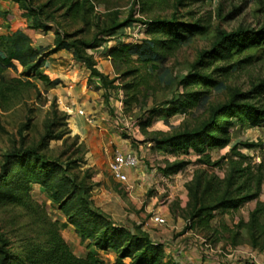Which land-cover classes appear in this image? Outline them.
I'll return each instance as SVG.
<instances>
[{
  "label": "rangeland",
  "instance_id": "374dc122",
  "mask_svg": "<svg viewBox=\"0 0 264 264\" xmlns=\"http://www.w3.org/2000/svg\"><path fill=\"white\" fill-rule=\"evenodd\" d=\"M76 1V15L64 17L66 10L62 8L63 2ZM40 5H48L44 8V14L56 22L47 27L50 32L48 40L44 35L43 44L37 43L39 37L33 43L34 49L41 50L39 57L44 60V65L51 55L48 52L53 47L47 43L51 38L54 39L56 30L70 35L77 33L73 38L90 41L98 31L97 27L101 29L112 22L121 23L130 13L133 14V19L164 20L169 19L176 11L183 21L198 24L199 28H195V32L184 43H180L173 53L170 54L167 50L164 58L152 62H138L141 42L149 38L145 27L128 26L116 30L109 37H103L104 42L98 48L87 50L97 63L98 58L110 59V51L115 46H131L122 61L114 65L109 60L112 70L109 81H117L107 87H103L100 82L98 86L92 81L90 84H76V88L67 94L63 90L66 87L57 88L59 81L43 72V67L28 77L25 74L19 75L10 68L0 67V172L5 155L21 147L36 146L40 142L47 121L56 112L60 127L55 133L62 136L57 140H49L48 152L45 150V153L57 159L69 170V175L77 177L78 182L84 180L85 185L92 188L91 198L99 194L100 188L123 199V187L126 186L161 187L162 193L158 200L169 198L176 202L180 197L182 199L183 189L187 192L186 187L198 175L225 179L231 162H243L253 173L264 175V123L251 126L246 121L239 122L234 118L230 143L225 147L208 149L203 155L190 150L187 155L174 156L169 150L158 148L148 140L155 132L172 133L178 129L198 126L206 118L209 106L226 103L233 93L251 92L253 98L248 101L264 107V93L258 88L264 83V44L252 46L243 52L234 49L226 62L206 59L205 64L196 68L200 53L212 49L220 32L231 33L239 28L258 31L264 27V0H186L182 7L177 6V0H167L151 6L146 0H24L21 3L1 0L0 36L6 35L11 28H20L19 24L25 15L23 7L36 8ZM0 56L5 57L1 48ZM225 67H229L227 73L217 71ZM99 68L103 69L101 66ZM67 69L66 74L70 79V75H75L79 67L76 66V70L72 67ZM135 69H138L135 75L126 79L122 77L124 73ZM193 73L213 75L216 85L198 84L186 89L183 81ZM43 75L45 80L39 78ZM127 83H135L136 88L127 92ZM193 92L200 93L196 105L176 112L182 97L185 99L188 93ZM98 107L103 108L114 123L112 136L108 139L119 137L127 140V147L136 154L139 162L136 169L140 168L148 176L153 175L152 177L141 179L131 174L126 185L113 181L108 163L117 146L106 144L107 150L100 146V150L95 152L96 156H93L88 142L85 139L81 141L73 132V122L69 124L68 118L72 115L82 117L88 125L87 120L99 115ZM78 111H83V115L79 116ZM169 111L173 112L170 114ZM88 134L93 144L101 142L98 135H92L91 132ZM245 144H254L255 147L246 148ZM236 153L245 159H240ZM206 156H209L207 163ZM92 158L94 166L88 167ZM73 162L77 163L78 168L72 165ZM177 162H187V166L169 175L162 173L168 165ZM168 187L176 189L172 191ZM219 187L223 186L220 184ZM251 187H254V182ZM260 187V195L256 201L264 202V182ZM142 193L137 192L139 198ZM28 195L30 202L21 205L4 204L0 201V230L8 241V248L18 254L21 247L45 243L49 239V230L55 229L70 252L75 257L84 258L88 253L87 243H82L77 238L73 228L67 224L58 207L42 188L30 184ZM154 195L156 193L153 188L144 193L147 199ZM186 198L188 199V192ZM256 201L245 204L246 208L241 212H223L209 231L196 228L198 235L212 247L221 244L222 249L226 246L243 249L245 245L252 248L249 232L237 225L248 221L250 210L255 208ZM218 213L221 212H215L214 215ZM183 214L184 210L180 215ZM233 220L239 222L233 224ZM262 243L264 240L259 241V244ZM255 250L260 251L258 248ZM91 251L94 252L93 249ZM101 259L104 264H113L115 260L107 256H102Z\"/></svg>",
  "mask_w": 264,
  "mask_h": 264
},
{
  "label": "trees",
  "instance_id": "16d2710c",
  "mask_svg": "<svg viewBox=\"0 0 264 264\" xmlns=\"http://www.w3.org/2000/svg\"><path fill=\"white\" fill-rule=\"evenodd\" d=\"M1 1V0H0ZM21 3L24 0H10ZM167 0H146L151 6ZM186 0H177V6H184ZM200 2L206 0H190ZM23 7L25 15L19 24L20 28H11L6 35L0 36V48L5 57L0 56V67L10 68L19 75L27 77L44 67V60L40 59V51L34 49L33 43L38 38V30H47L49 24H56L54 19L44 14V8ZM77 1L74 3L63 2L64 17H72L77 12ZM1 15V13H0ZM128 26L145 27L148 39L141 42V56L138 62H152L164 58L167 50L173 53L180 43H184L195 32L197 25H192L182 20L176 11L169 19H133V14L121 23L112 22L104 28L97 27L96 33L90 41L73 38L75 34L55 32L52 49L48 54L61 50L72 52V59L84 66L90 73V78H97L103 87L114 84L117 79L109 81L102 73L97 61L87 53L89 49H96L104 42L103 37L111 36L116 30ZM264 44V27L260 30L239 28L231 33L222 31L210 51L200 53L196 68L206 63V59L226 62L231 57V52H238ZM131 48L129 45L115 46L110 51V59L114 65L122 61L123 56ZM129 70L122 77L135 75L138 71ZM229 67L218 69L227 73ZM45 80L44 75L39 77ZM92 83L91 79L79 80L75 75H70L71 85ZM185 88L190 86H215L213 75L203 76L193 73L183 81ZM136 88L135 83H127L125 90L128 92ZM264 93V83L259 87ZM200 93H188L181 99L175 111L181 112L188 107L195 106ZM252 93H233L230 100L222 105L208 107L206 118L192 129H178L172 133L155 132L149 138L158 148L169 150L174 156L187 155L191 150L203 155L206 150L227 146L230 141V130L235 123L234 118L246 121L251 126L264 123V107L252 103ZM252 100V99H251ZM173 104V103H172ZM169 111L168 113H172ZM60 119L53 112L52 119L47 121L44 135L40 142L33 147H21L4 156V164L0 172V201L4 204L21 205L29 203L28 195L30 184L38 185L46 193L54 205L58 207L67 224L71 226L77 238L82 243H87L88 253L84 258L75 257L67 244L59 236L57 230L48 232V240L39 245L21 247L18 254L8 248V241L0 230V264H104L96 254L98 251H111L115 255L113 264H176L164 255L163 246L153 244L145 235L132 234L129 230L116 225L107 216L94 207L91 199V187L85 185L84 180L78 182L77 177L69 175V170L64 168L57 159L47 155L49 140L59 139L62 135L55 133L60 127ZM150 122L146 125H149ZM246 148L255 147L254 144H245ZM235 151L236 149L233 148ZM240 159H245L236 153ZM208 162L209 156L205 157ZM77 167V163H72ZM187 162H177L168 165L162 171L164 175L183 170ZM12 168H15L12 171ZM78 168V167H77ZM88 178V177H86ZM254 182V187L251 184ZM264 175L253 173L251 168L243 162H231L230 171L223 180L216 177L198 175L195 181L188 185V203L184 210L185 220L195 223L199 228L209 231L210 222L215 212L236 211L245 204L256 201L260 195ZM223 187H219V185ZM238 228H245L250 235L252 248L264 250V202L256 201L255 208L249 213L246 223L239 222ZM91 249L94 250L91 251Z\"/></svg>",
  "mask_w": 264,
  "mask_h": 264
},
{
  "label": "crops",
  "instance_id": "0c3cea01",
  "mask_svg": "<svg viewBox=\"0 0 264 264\" xmlns=\"http://www.w3.org/2000/svg\"><path fill=\"white\" fill-rule=\"evenodd\" d=\"M37 34L39 37L37 40L38 44H43V40H45L44 35H46L47 40L50 38V32L48 30L46 32L38 30ZM53 40L51 38L47 44H52ZM98 60V65L103 68L101 70L102 73L110 80L112 78L110 59L102 60L98 58ZM46 62L42 68L44 70L43 72L54 76L60 83L57 88L61 86L66 87L63 90L67 94H70L76 88L75 85L69 83L70 79L66 74L67 68L69 67H72L74 70H76V66L79 67V70L75 74L77 79H91L96 85H100V81L97 78H90V73L84 66L81 64L76 65L77 63L73 61L72 52L70 51L61 50L55 52L47 58ZM92 103L94 104V102ZM84 105L81 104V106ZM98 113V116L91 117L86 121L88 125H86L82 117L72 115L68 118L69 124L73 122V132L81 138V141L85 139L84 141L88 142L90 154L94 156L95 152H98L101 147L106 149V144L116 145L117 149L115 151L117 152H133L127 147V140H121L119 137L114 138V140L108 139L109 136H112L111 133L114 123L103 108L100 109L98 107ZM74 119H77L79 122H76ZM89 132L92 135H98L101 138V142H98L96 145L93 144V140L90 141ZM98 146L99 149L97 148ZM93 159H91L92 162L89 161L88 167L94 166ZM125 173L128 179L131 177V174L141 179H147L153 176L151 174L148 176L140 168L135 170L129 169ZM113 181L117 182L114 179ZM150 188H153L156 195L147 199L144 193L148 192ZM168 189L174 191L176 187H168ZM98 191L99 194L93 195L91 198L95 208L107 216L113 223L129 230L132 234L145 235L153 244L162 245L164 255L172 259L176 264H264V250L258 251L247 245L243 249L240 247L231 248L230 246L222 249L221 244L213 247L206 244L205 240L197 233L196 228L198 229V226L191 221L185 220L183 215H180L188 203L185 189L182 191V199L180 197V200L176 202L171 201L169 198L159 201L158 198L162 193L161 187H131L129 192L124 190L125 196H123V199L115 193H106L101 188ZM137 192H143L141 198H139ZM245 208L244 205L238 211L241 212ZM224 213L221 212L218 215H214V218L209 224L210 228L218 220L219 215L221 216ZM154 216L161 217L165 221L164 224L154 223L152 220ZM238 222L239 220L232 221L233 224H237ZM95 252L100 258L107 256L112 258V260L115 259V255L111 251L103 252L96 250ZM124 263L129 264V260L125 259Z\"/></svg>",
  "mask_w": 264,
  "mask_h": 264
},
{
  "label": "built area",
  "instance_id": "2783aa9c",
  "mask_svg": "<svg viewBox=\"0 0 264 264\" xmlns=\"http://www.w3.org/2000/svg\"><path fill=\"white\" fill-rule=\"evenodd\" d=\"M78 115L82 116L83 111H78ZM138 159L134 152L121 153L115 151L110 162L108 163V170L111 177L122 185L128 183V176L125 173L128 169H136L138 167ZM126 192L131 190V187H123ZM154 223L164 224V220L161 217H152Z\"/></svg>",
  "mask_w": 264,
  "mask_h": 264
}]
</instances>
